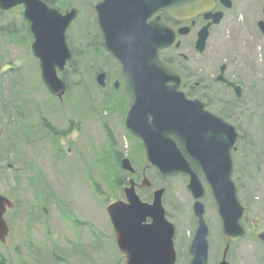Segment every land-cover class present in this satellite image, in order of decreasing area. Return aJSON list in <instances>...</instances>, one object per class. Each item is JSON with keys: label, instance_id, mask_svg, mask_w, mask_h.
Returning <instances> with one entry per match:
<instances>
[{"label": "rangeland", "instance_id": "1", "mask_svg": "<svg viewBox=\"0 0 264 264\" xmlns=\"http://www.w3.org/2000/svg\"><path fill=\"white\" fill-rule=\"evenodd\" d=\"M63 1L69 5L61 11L77 7L79 13L67 30L76 51L74 65L65 68L66 78L59 71L68 84L62 96L52 94L43 81L24 7L0 9V26H11V34L9 28L0 30V193L13 202L5 216L9 235L0 240V252L9 264H127L106 207L125 198L124 186L133 178L145 201L152 202L154 190L165 188L163 203L177 229V264H187L198 225L187 178L146 167L145 149L126 126L128 96L121 90L120 101L108 105L103 102L107 87L96 80L99 68L121 79V64L85 45L99 33L95 0L57 3ZM259 19H264V0H234L226 22L210 31L207 51L193 53L195 62H187L186 71L191 82L213 83L212 75L226 62L231 65L227 76L244 87L241 100L220 90V108L224 101L235 106L228 117L240 132L235 160L242 165L239 192L249 213V231L228 253L232 264L264 261V246L255 234V224H264V34L258 31ZM193 39L190 35L186 42ZM45 120L67 132L54 134ZM120 154L129 157L136 175L121 167ZM145 177L151 186L143 184ZM204 185L208 264H218L225 242L211 187Z\"/></svg>", "mask_w": 264, "mask_h": 264}, {"label": "water", "instance_id": "2", "mask_svg": "<svg viewBox=\"0 0 264 264\" xmlns=\"http://www.w3.org/2000/svg\"><path fill=\"white\" fill-rule=\"evenodd\" d=\"M231 6L232 0H223ZM23 4L34 36L32 51L39 59L44 83L53 94L62 96L67 82L59 76L73 53L67 30L78 15L72 7L63 12L46 0H0V9L9 10ZM216 0H96L95 9L106 49L122 64L130 98L127 127L139 137L146 150V167H156L164 176L182 174L188 177V188L194 197L198 217L195 235L190 243V264L209 263V225L205 216V186L189 157L201 166L215 196L226 240L218 264H231L227 259L231 242L247 233L244 219L248 209L241 202L233 178L232 150L239 138L236 126L211 112L199 98H189L181 90V69L161 56V49L179 46L178 36L187 34L189 25L176 30L164 20L165 13L175 20L203 14L208 20L199 31L197 49H205L210 26L220 22L223 12L214 11ZM194 23V21H193ZM264 31V20L259 22ZM221 66L218 80L235 87L238 97L242 86L225 76ZM106 72L97 74V82L106 84ZM118 84V82L116 83ZM124 168L133 170L129 158ZM143 184L150 186L147 177ZM124 199L107 205L117 245L127 264H176V226L167 216L163 203L164 187L157 188L152 202L141 198L136 182L124 187ZM12 200L0 193V240L9 235L6 213ZM264 245V225L256 230ZM264 264V261L263 263Z\"/></svg>", "mask_w": 264, "mask_h": 264}, {"label": "flooded vegetation", "instance_id": "3", "mask_svg": "<svg viewBox=\"0 0 264 264\" xmlns=\"http://www.w3.org/2000/svg\"><path fill=\"white\" fill-rule=\"evenodd\" d=\"M234 6V0H232V5L231 6H225V4L223 3V0H216V4L214 7V10H221L223 12V16L220 20V22L214 24V25H219L223 22H226V18L229 17L230 14V10L232 9V7ZM24 14V11H23ZM24 17L26 18V16L24 15ZM27 19V18H26ZM164 20L171 25L172 27H174L175 29L179 30L181 27L185 26V25H190V30L188 31L187 34H180L179 35V41H180V45L179 47H166L161 49V54L163 56V58L170 62V63H174L178 66L181 67V69L183 70V76H184V84L183 87L186 90L187 88H189L188 90V96H190V98H197L199 97V99H202L206 105L207 108H209V110L215 114H218L220 116H224L223 113H221V103H222V99H221V93L218 92L216 90L224 87L226 88L228 91L234 92L235 93V89L232 85L226 83V82H220L218 80V74L217 75H212L214 81L213 83H207L205 82V80H196L194 82L190 81V74H188L187 71V62H189L190 60H192L191 64L193 62H195L193 53H196L197 56H199L201 53L206 52V47L207 44L205 46V49L203 52L199 51L197 49V40L199 37V30L207 23V20H205L203 15H198L195 18L192 19H187V20H175V19H170L169 16L164 15ZM261 19L258 20L257 22V28L258 31L259 29L263 32L262 34H264V31L262 30L259 22ZM28 22V26H26V28L29 27L30 31L28 30V33H30V35L34 38L33 33L31 31V25L29 20H27ZM194 21V23H193ZM213 25V26H214ZM213 26H211L210 31L212 30ZM233 28V25L231 26V29ZM190 35H193V41H191L190 43L186 42V38L189 37ZM208 42V41H207ZM246 49V48H245ZM102 50L108 55V56H112L106 49L105 43H104V38L102 40ZM117 63L119 62L118 60H116ZM120 63V62H119ZM118 63V64H119ZM226 64V69H225V76L232 80V78L227 76V71L230 69L231 65L229 63L223 62L222 64ZM121 64V63H120ZM191 64L188 66V69L191 68ZM221 64V65H222ZM220 65V66H221ZM108 69V68H107ZM98 71L96 72V74H98L101 71H105L106 72V84L104 86H102V88L104 89L105 87H107V89L103 90V94H104V99L103 102L108 104V105H112L116 102H119L118 100H116V98L119 97V91H124V94L128 95L127 93V89H126V80H125V76L123 74V70H122V64H121V79H115L113 77V74L111 71L106 70V69H97ZM234 82V80H232ZM118 82V84H116ZM238 82V81H237ZM236 83V81H235ZM238 84V83H236ZM242 86V85H241ZM101 87V86H100ZM123 89H122V88ZM187 91V90H186ZM212 92L215 93V95H212ZM243 92H244V87H243ZM112 93H116V94H112ZM118 94V95H117ZM197 96V97H196ZM213 96V97H212ZM212 97V98H211ZM129 100V98H128ZM114 102V103H113ZM233 103V101H232ZM129 104V102H128ZM224 109H228L229 108V115L232 114V112L235 110V106L231 103H228L227 101H224ZM227 114V113H226ZM233 115V114H232ZM227 119V116H224ZM125 156L122 157V155L120 154L119 156V162L122 165V159ZM131 161V160H130ZM193 165H195V170L199 173V175H201L202 178L205 179V174L201 168V166L199 165V163H197V161L193 160ZM134 168V167H133ZM131 173H134V175L137 174L136 169L134 168L132 171H130ZM136 187H137V182H136Z\"/></svg>", "mask_w": 264, "mask_h": 264}, {"label": "trees", "instance_id": "4", "mask_svg": "<svg viewBox=\"0 0 264 264\" xmlns=\"http://www.w3.org/2000/svg\"><path fill=\"white\" fill-rule=\"evenodd\" d=\"M50 5H52V6H56L58 9H60V10H65V7H67L69 4H66V2L65 1H63V2H59V3H57V0H46ZM86 3L87 2H92L93 0H84ZM28 22V21H27ZM6 28H9V30L7 31V32H9L10 31V28H11V26H10V24H8V25H6L5 27L4 26H0V30H3V29H5L6 30ZM30 31V29H29V27L27 28V31ZM10 34H11V32H9ZM32 35V34H31ZM101 39L99 40H97V37H94V39H86V41H85V45L86 46H88V48H90V49H92L94 52H99L100 50H102V47H101ZM70 43V45H71V48H72V51L74 52V54H75V48L73 47V44L71 43V41L69 42ZM74 62H75V59H73L71 62H70V64H72V65H74ZM99 69H103V68H99ZM98 71V70H97ZM64 74V76H65V78H66V70L63 72ZM70 83V82H69ZM68 85V84H67ZM224 90H226V88H223ZM238 100H241L240 98H238ZM221 113H223L224 114V116H227V118H230V117H228L229 116V108L228 109H224V107L222 106V109H221ZM227 113V114H226ZM232 118V117H231ZM45 122L49 125V128H50V130L54 133V134H56V135H59L58 133H60V134H62L63 132L65 133V132H67V131H65V130H60V129H58L56 126H54V125H52L48 120H45ZM241 137V136H240ZM240 149H241V147L238 145V147H237V150L235 151V155L236 154H239V151H240ZM234 155V156H235ZM193 162V161H192ZM194 167H195V165H194ZM235 170H236V172H235V176H236V178H238L239 177V173L241 172V170H242V165H241V163L239 162V163H237V161H236V168H235ZM39 171V170H38ZM238 171V172H237ZM238 180V179H237ZM128 182V181H127ZM126 182V183H127ZM0 264H9L8 263V261H7V258L5 257V255L3 254V253H1L0 252ZM181 264H184V262H183V260H181ZM187 264H189V261L187 262Z\"/></svg>", "mask_w": 264, "mask_h": 264}]
</instances>
